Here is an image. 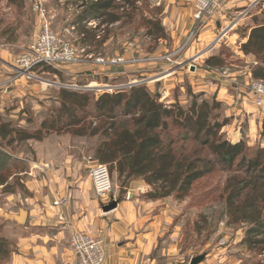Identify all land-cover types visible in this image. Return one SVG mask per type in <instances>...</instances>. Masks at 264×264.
<instances>
[{
    "label": "rangeland",
    "instance_id": "374dc122",
    "mask_svg": "<svg viewBox=\"0 0 264 264\" xmlns=\"http://www.w3.org/2000/svg\"><path fill=\"white\" fill-rule=\"evenodd\" d=\"M38 2L25 0L20 7L5 1L0 3V114L5 122L31 135L38 136L42 132L40 138L16 141L11 146L0 138V176L23 172L19 176L23 188L16 185L5 194L0 190V237L8 242L0 264H14V255L20 248L19 233L16 234L18 224L11 216L18 214L20 209H30L25 198H33L42 188L49 190L50 185L44 182L48 170L54 169L55 175L67 178L70 173L67 167L74 166L80 170L76 165L78 162L87 165L82 176L90 179V168L102 164L94 158L97 138L75 135L77 127L67 128V121L63 119L52 129L44 128V121L58 120L61 88L80 93L90 91L95 98L106 92L146 84L154 94H161L160 102L170 104L177 101L184 108H188L196 96H200V101L207 98L210 103L215 99L221 103L216 113L221 121L228 122L221 134L232 143H238L228 130L234 133L233 127H238L235 122H241V133L247 131V144L251 148H264V122L261 125L258 122L256 128L251 127L248 116L252 112L240 107L247 99L252 103L249 80H252L250 74L257 63L256 58L241 51V45L247 41L244 37L248 36L254 17L264 11V0H232L226 3L218 18L221 28H218L216 20L210 22L195 40L188 43V35L176 48L174 36L178 29L180 33L183 31L180 17L186 14L189 3L177 5L176 15L170 0H130L129 3L118 0L124 14H133L134 7L138 8L133 19H124L114 25H100L101 19H91L85 23L87 28L98 29L100 26L98 35L105 41L96 43L101 40L98 38L93 43L83 44L78 27L71 25L79 14L77 6L81 0H45L43 5L52 31L72 43L80 54L74 63L39 67L31 77H22L15 71V61L33 44L40 31L42 20L34 10ZM179 10H182L181 16H178ZM152 19L161 21L165 38L147 35L152 27L147 20ZM233 36H237L236 42L231 43ZM195 42L197 50L202 48L200 59L189 63L190 68H198L199 75L190 77L191 70L185 65L176 78L174 69L181 61L180 56ZM83 49L86 53L81 52ZM209 54L210 58H218L211 65L205 61ZM204 83L211 86L206 92L199 89H205ZM211 88H217V91L212 92ZM222 88L226 95L224 101L218 94ZM227 99L232 101L229 107L225 103ZM15 138L19 139L18 136ZM2 155L6 157L2 158ZM228 176L226 171L217 169L197 180L182 200L171 197L151 201L146 198L148 192H139L136 196V186L132 187V181L123 187L118 174L111 173L114 184L112 197L120 203L138 198V205L133 209L137 207L146 221L155 223L158 236L152 256L156 264H190L193 258L203 254L207 257L201 264H264V237H258L257 240L263 243L257 247L250 246L246 241L248 227L231 224L227 216L224 188ZM30 182L35 190L28 185ZM14 183L15 180L11 181V186ZM94 198L98 201L96 194ZM100 205L106 204H99L103 212Z\"/></svg>",
    "mask_w": 264,
    "mask_h": 264
},
{
    "label": "trees",
    "instance_id": "16d2710c",
    "mask_svg": "<svg viewBox=\"0 0 264 264\" xmlns=\"http://www.w3.org/2000/svg\"><path fill=\"white\" fill-rule=\"evenodd\" d=\"M4 1L18 7L25 2L0 0V3ZM117 2L81 0L77 6L79 14L71 25L78 27L83 44L98 38L101 40L96 43L105 41L98 35L100 26L88 29L87 21L99 18L100 25H114L133 19L138 8L132 7L133 14H124ZM147 24L152 26L147 35H158L156 39L166 37L160 20H147ZM246 39L241 51L257 60L251 79L264 82V11L254 17ZM217 59L211 57L206 64L211 65ZM89 92L61 88L58 120L44 121V128L52 129L63 119L67 121V128L77 127L75 135L97 138L95 160L108 165L112 174L117 173L123 187L129 181L150 186L146 198L151 201L171 197L182 200L197 180L217 169L226 171L229 176L224 200L231 224L248 227L246 241L250 246L257 247L264 242L257 240L264 237V148H251L245 138L235 144L221 134L228 122L221 121L216 113L221 108L220 102L214 99L210 103L207 98L200 101V96H196L188 108L177 101L167 104L160 102L161 94H154L146 84L106 92L95 98ZM3 118L0 114V138L7 140L8 146L16 141L40 138L42 132L31 135ZM20 172L0 176L1 193H10L20 185L19 176L23 173ZM13 180L15 183L11 186ZM7 248V240L0 237V257Z\"/></svg>",
    "mask_w": 264,
    "mask_h": 264
},
{
    "label": "crops",
    "instance_id": "0c3cea01",
    "mask_svg": "<svg viewBox=\"0 0 264 264\" xmlns=\"http://www.w3.org/2000/svg\"><path fill=\"white\" fill-rule=\"evenodd\" d=\"M185 2L187 3L186 0H170L169 3L173 4L174 13L177 15V5L185 4ZM188 3L186 14L183 15V18L180 17V22L183 21V31L180 33L178 29L174 36L175 48L185 41V37L190 34L195 24L193 2L189 0ZM182 10H179L178 16L182 15ZM219 16L220 14L214 19L218 28H221L222 23L218 19ZM202 37L200 36V38ZM236 37L233 36L230 39L231 43L236 42ZM197 42L180 56L181 61L177 62L176 66L178 69H174L176 70L174 72L176 78L185 69V65H188L191 70L190 77L199 75L198 68L196 66L194 69L190 68L191 64L189 63L193 59H200L198 56H200L202 48L197 50V47H195L198 46ZM210 56L211 54L207 56L206 60ZM203 87L205 89H199L206 92L211 86L204 83ZM214 90L216 92L217 88H211L212 92ZM224 92L225 89L222 88L218 93L222 101L226 99ZM238 98L240 99V96ZM225 103L229 107L232 101L227 99ZM251 105L253 104L249 103L247 99V102H242L240 107L252 112V115L248 116V122L251 127L255 126L256 128L259 126L258 122H260V125L264 122V111ZM235 124H238V127L237 129L235 126L233 127L234 133L230 130L227 131L231 133V138L237 142L244 138L248 141L247 131L241 133V122H235ZM77 164L80 166V170H77V167L74 166L67 167L68 172H70L67 178L55 175L53 173L54 169L48 171L42 169L47 171L44 182L50 187L49 190L42 188L37 191L33 198H25L27 205L29 204L31 207L28 209L26 225L17 226L16 234L19 233L17 239L20 249L14 255V264H68L72 262L74 256L70 238L74 232L100 235L105 239L107 246L105 264H156L157 261L152 254L155 249L158 229L154 226L155 223L146 221L144 214L137 207L133 209V206L138 205L137 201L139 199L136 197L137 199H133L128 203L124 201L119 204L115 211L104 214L100 211L99 204H109L116 197H111L108 202H103L99 198H97L98 201H95L91 180L82 176V171H85V168L88 167L82 163L77 162ZM47 166L49 165L47 164ZM73 168L74 171H72ZM31 183L28 185L34 189ZM131 185L132 187L136 186L134 189L136 196L139 195V192L144 194L151 190L150 186L141 182L132 181ZM64 198L66 200L64 204L61 206L54 205L55 201ZM100 206L102 207V205ZM150 206L151 204H149Z\"/></svg>",
    "mask_w": 264,
    "mask_h": 264
},
{
    "label": "built area",
    "instance_id": "2783aa9c",
    "mask_svg": "<svg viewBox=\"0 0 264 264\" xmlns=\"http://www.w3.org/2000/svg\"><path fill=\"white\" fill-rule=\"evenodd\" d=\"M230 1L232 0H193L195 24L189 34L188 43L194 38L196 39V36L200 35L210 22H215L214 18L219 14L222 15L224 5ZM44 2L45 0H39L34 7L35 12L42 20L40 31L35 36L33 44L15 61V71L22 77H31L33 71L42 65L57 66L74 63L80 54V51L72 43L63 40L52 31L47 10L43 5ZM81 52L86 53V50L83 49ZM100 60L99 62H101ZM249 82L251 89L249 96H251L252 104L256 108L264 110V82L257 80H249ZM89 176L97 198L108 202L114 191L108 166L105 164L95 165L90 168ZM65 201V198L59 199L55 205L61 206ZM70 242L74 260L68 264H105L107 246L103 237L74 232Z\"/></svg>",
    "mask_w": 264,
    "mask_h": 264
},
{
    "label": "water",
    "instance_id": "95a60500",
    "mask_svg": "<svg viewBox=\"0 0 264 264\" xmlns=\"http://www.w3.org/2000/svg\"><path fill=\"white\" fill-rule=\"evenodd\" d=\"M119 204H120V200L114 199L109 204L103 205L102 211L104 214L111 213L118 208ZM11 218L18 225L24 226L27 223L28 211H26L24 209H20L19 213L16 215H12ZM206 257H207V254L197 256L191 260L190 264H201L202 262H204L206 260Z\"/></svg>",
    "mask_w": 264,
    "mask_h": 264
}]
</instances>
